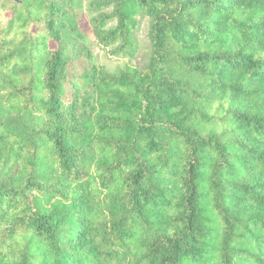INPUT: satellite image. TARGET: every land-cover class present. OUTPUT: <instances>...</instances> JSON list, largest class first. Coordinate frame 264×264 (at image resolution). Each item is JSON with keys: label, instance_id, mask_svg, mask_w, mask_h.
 Segmentation results:
<instances>
[{"label": "trees", "instance_id": "1", "mask_svg": "<svg viewBox=\"0 0 264 264\" xmlns=\"http://www.w3.org/2000/svg\"><path fill=\"white\" fill-rule=\"evenodd\" d=\"M86 1L112 54L149 17L146 69L0 0V264H264V0Z\"/></svg>", "mask_w": 264, "mask_h": 264}, {"label": "rangeland", "instance_id": "2", "mask_svg": "<svg viewBox=\"0 0 264 264\" xmlns=\"http://www.w3.org/2000/svg\"><path fill=\"white\" fill-rule=\"evenodd\" d=\"M87 7L88 2L84 0L83 6L79 11V24L80 28L84 31L87 37L83 48L86 52L90 53V57L86 59L82 55L76 56L71 72L77 74L83 73L87 66L91 65L93 62L103 64L110 71H113L118 67H123L127 64L135 65L141 69H146L150 56V42L147 37L149 17L142 14L137 17L138 25L134 30V37L138 39L139 48L136 55L133 58H130L124 56L122 53L112 54L111 52L102 49L97 44L89 21L91 13Z\"/></svg>", "mask_w": 264, "mask_h": 264}, {"label": "water", "instance_id": "3", "mask_svg": "<svg viewBox=\"0 0 264 264\" xmlns=\"http://www.w3.org/2000/svg\"><path fill=\"white\" fill-rule=\"evenodd\" d=\"M14 1H20V0H14Z\"/></svg>", "mask_w": 264, "mask_h": 264}]
</instances>
